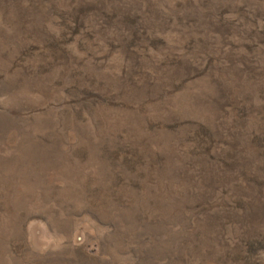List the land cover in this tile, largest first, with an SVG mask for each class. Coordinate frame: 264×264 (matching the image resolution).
Returning <instances> with one entry per match:
<instances>
[{
	"label": "rangeland",
	"instance_id": "1",
	"mask_svg": "<svg viewBox=\"0 0 264 264\" xmlns=\"http://www.w3.org/2000/svg\"><path fill=\"white\" fill-rule=\"evenodd\" d=\"M0 264H264V0H0Z\"/></svg>",
	"mask_w": 264,
	"mask_h": 264
}]
</instances>
